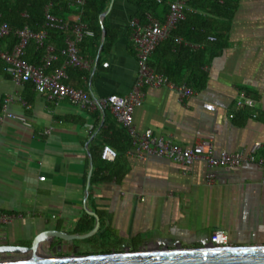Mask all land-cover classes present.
I'll list each match as a JSON object with an SVG mask.
<instances>
[{
  "label": "crops",
  "instance_id": "0c3cea01",
  "mask_svg": "<svg viewBox=\"0 0 264 264\" xmlns=\"http://www.w3.org/2000/svg\"><path fill=\"white\" fill-rule=\"evenodd\" d=\"M216 2L219 6L212 0H195L198 10L190 9L195 16L182 29V33L223 37L220 50H205V43L191 49L201 50L198 61H205L203 75L198 77L200 86L184 83L193 91L184 99L169 88L147 87L143 105L134 112V125L139 132L151 130L182 147L210 143L214 156L260 142L258 156L264 158V0ZM134 13L126 0H114L106 18L120 31L116 43L108 54H101V40L83 41L79 49L89 66L69 68V86L95 98L131 92L137 63L128 24ZM78 19V15L69 16V20ZM0 48L12 50L5 43ZM27 57L34 65L42 64L34 52ZM167 58L162 50L154 63L165 65ZM170 59L176 61L173 69L187 80L190 61ZM64 62L58 65L54 61L48 72ZM241 91L256 100V107L247 108V115L235 107ZM8 99L12 100L7 102V113L25 117L31 127L2 112ZM206 103L213 104L216 111L204 109ZM0 116V211L21 215L0 226V246L30 247L46 231L87 234L95 227L96 217L99 228L84 240L87 249L78 245L83 240L67 243L49 238L40 244L39 253L47 256L51 246L59 243L63 246L56 251L58 256L80 250H86V255L120 252L125 246L130 251L177 244L202 248L216 231L226 232L231 246H264V181L257 165L210 168L197 161L186 168L154 156L141 161L129 155V149L112 164L111 172L103 174L108 179L90 181L86 192L93 157L107 141L117 147L123 143L117 130L108 129L111 123L118 125L109 111L48 100L34 87L14 84L0 62ZM47 130L50 132L45 134ZM22 257V253H12L0 259Z\"/></svg>",
  "mask_w": 264,
  "mask_h": 264
},
{
  "label": "built area",
  "instance_id": "2783aa9c",
  "mask_svg": "<svg viewBox=\"0 0 264 264\" xmlns=\"http://www.w3.org/2000/svg\"><path fill=\"white\" fill-rule=\"evenodd\" d=\"M189 0H172L169 3V12L163 22L150 18L149 23L140 25L136 19L130 21V40L132 42L137 63L136 79L131 92L125 96L110 95L104 98H95L82 89L69 86L67 70L69 68H87L89 65L81 56L79 45L87 38H94L95 32L80 19L75 21H62L52 16L46 11V23L44 28L38 32H33L28 26L22 29L13 30L9 25L0 26V38H4L14 33L18 39L17 44L11 51H4L0 48V62L3 63L4 71L11 81L16 85L30 83L41 96L48 100H67L71 105L88 109L90 111H109L131 139V148L128 154L141 161L149 157L167 159L186 168H191L197 161H204L210 168H239L246 164L257 165L262 169V179L264 181V158L258 156L262 143L256 142L245 150L233 153L222 151L218 156H214L210 143H198L192 147H182L176 144L170 137L154 135L151 130L144 132L137 131L134 125V112L143 105L145 99V89L169 88L178 93L181 99L193 93L187 85H177L169 77L158 73L151 66V57L160 43L168 40L177 24L184 19L185 11L188 8ZM47 28H54L67 33L66 38V60L60 67L48 72L51 64L57 60L54 49L46 47V52L42 58L41 65H34L24 59L26 47L33 40L42 45L47 36ZM176 44H185L191 49H196L200 45L185 41L181 37L174 38ZM209 41H214V37H209ZM104 67L108 63L103 64ZM1 110L9 118L22 123L26 127L31 124L23 116L7 113V102ZM204 109L210 112L216 111L213 104H204ZM237 109H254L256 100L246 92L241 91L235 102ZM230 118L234 114L229 115ZM253 117H256L254 114ZM2 117L0 116V120ZM50 131H45L48 134ZM117 151L110 145H104L101 151V159L106 162H114ZM42 181L44 177L40 178ZM21 215L0 211V226L11 224ZM209 243L218 247H229V238L226 232H214Z\"/></svg>",
  "mask_w": 264,
  "mask_h": 264
},
{
  "label": "trees",
  "instance_id": "16d2710c",
  "mask_svg": "<svg viewBox=\"0 0 264 264\" xmlns=\"http://www.w3.org/2000/svg\"><path fill=\"white\" fill-rule=\"evenodd\" d=\"M128 4L135 8V13L131 17V20L136 19L140 25H146L149 23V19L153 18L158 21H164L166 15L169 12V3L172 0H126ZM195 0H189L188 8L197 9L194 5ZM216 6V0H212ZM111 0H0V26L2 24L9 25L13 30L22 29L25 26H28L33 32H38L46 23L45 14L48 11L52 16L62 21H70V15H78L79 19L86 23L94 32H95V41H100L102 37V30L100 25V16L108 9ZM226 14L229 18L232 16V12ZM192 14L191 10L185 11V17L178 24L176 29L172 32L171 37L160 43L156 48L154 54L151 57V66L155 69L156 72L162 73L169 77L177 85H182L186 83L187 85H195L196 87L200 86V80L198 77H201L203 73L201 72V67L205 64V61H198V57L202 54L201 50L192 51L191 48L185 44H176L174 38L182 37L185 41L190 43H196L198 45H203L205 43L206 49L212 48V50H220L223 47V37L221 35H216L214 41H209L208 37L212 33H182V29L187 25V21ZM130 24V22H129ZM128 24V30L130 32V25ZM104 28L106 31V38L101 49V54H108L113 45L116 43L120 31L112 28L109 25L108 19H104ZM47 36L42 45L37 44L35 41L31 40L27 47L24 59L29 63H32V60L28 59V54L34 52V54L42 61V58L46 52V47L51 46L54 49V52L57 56L58 65L62 64L66 59L64 54L66 50V38L67 33L59 31L54 28H47ZM190 30V29H189ZM86 40V39H85ZM84 40V41H85ZM18 39L14 33L0 38V44L5 43L10 45L12 48L17 44ZM166 52L168 58L165 60V65H158L154 63L156 60V54ZM216 53V52H215ZM215 55V54H214ZM101 56V55H100ZM100 56L98 58L97 64L100 63ZM174 57L178 61L191 63V76L184 80L180 71L174 68L175 60L170 58ZM196 63V64H195ZM39 65V64H36ZM4 68V66H3ZM75 69V68H73ZM70 71V70H69ZM28 86L33 89V85L27 83ZM247 108L242 110V114L247 115ZM108 129L117 130L121 136L123 143L120 146L111 145L110 142H105L104 144H110L117 150V157L114 162H106L101 159V152L98 156L93 157V174L92 182H96L108 179L104 177L103 174L107 171L111 172L113 163H118V157L124 155L131 148V139L125 129L116 123H111L108 125ZM103 144V146H104ZM102 146V147H103ZM102 253H111L110 251H104Z\"/></svg>",
  "mask_w": 264,
  "mask_h": 264
},
{
  "label": "water",
  "instance_id": "95a60500",
  "mask_svg": "<svg viewBox=\"0 0 264 264\" xmlns=\"http://www.w3.org/2000/svg\"><path fill=\"white\" fill-rule=\"evenodd\" d=\"M113 3L114 0H111L108 9L100 16L101 47L106 38L104 19L111 11ZM92 172L91 162L86 192L90 187ZM96 219L95 227L87 234L70 235L60 231H46L38 235L30 247L0 246V256H9L12 253L25 255L18 259H0V264H264V246L218 247L209 242L202 248H183L177 244L173 247L162 245L153 249L130 251L129 247L125 246L120 252L77 255L74 251L67 256H57L56 251H61L63 246L59 243L56 247H52L53 254L43 256L39 253L38 247L49 238H57L67 243H72L76 239H89L99 228V220L97 217Z\"/></svg>",
  "mask_w": 264,
  "mask_h": 264
},
{
  "label": "rangeland",
  "instance_id": "374dc122",
  "mask_svg": "<svg viewBox=\"0 0 264 264\" xmlns=\"http://www.w3.org/2000/svg\"><path fill=\"white\" fill-rule=\"evenodd\" d=\"M78 245L80 246V249H82V248L83 249H87V247H88L89 244L83 240L81 242H78ZM86 252H87L86 250L85 251L84 250H80L79 253L76 252V254L77 255H81L80 253H82L83 255H86L85 254ZM93 252L95 253V251H93ZM96 254H98V253H96ZM88 255H90V254H88Z\"/></svg>",
  "mask_w": 264,
  "mask_h": 264
},
{
  "label": "flooded vegetation",
  "instance_id": "af4514ba",
  "mask_svg": "<svg viewBox=\"0 0 264 264\" xmlns=\"http://www.w3.org/2000/svg\"><path fill=\"white\" fill-rule=\"evenodd\" d=\"M75 247H76V246H75ZM50 249H52V246H51V248H50ZM49 254H53V253H52V250H51V253H49ZM49 254H48V255H49ZM57 256H58V255H57Z\"/></svg>",
  "mask_w": 264,
  "mask_h": 264
}]
</instances>
